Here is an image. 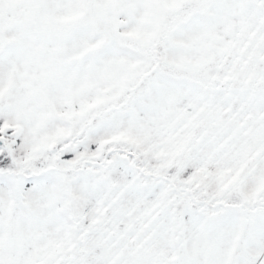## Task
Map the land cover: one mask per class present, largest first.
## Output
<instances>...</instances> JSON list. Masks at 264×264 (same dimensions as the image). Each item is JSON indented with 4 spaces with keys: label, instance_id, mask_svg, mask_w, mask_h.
<instances>
[{
    "label": "snow or ice",
    "instance_id": "1",
    "mask_svg": "<svg viewBox=\"0 0 264 264\" xmlns=\"http://www.w3.org/2000/svg\"><path fill=\"white\" fill-rule=\"evenodd\" d=\"M0 264H264V0H0Z\"/></svg>",
    "mask_w": 264,
    "mask_h": 264
}]
</instances>
